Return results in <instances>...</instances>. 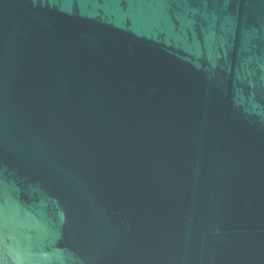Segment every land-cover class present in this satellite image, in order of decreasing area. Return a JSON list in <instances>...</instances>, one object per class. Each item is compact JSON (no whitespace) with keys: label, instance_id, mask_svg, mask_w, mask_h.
<instances>
[{"label":"water","instance_id":"water-1","mask_svg":"<svg viewBox=\"0 0 264 264\" xmlns=\"http://www.w3.org/2000/svg\"><path fill=\"white\" fill-rule=\"evenodd\" d=\"M0 264H264V0H0Z\"/></svg>","mask_w":264,"mask_h":264}]
</instances>
